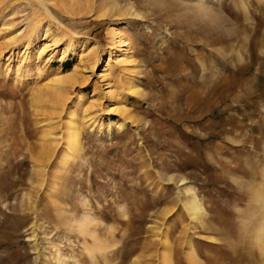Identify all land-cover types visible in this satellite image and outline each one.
Here are the masks:
<instances>
[{
	"label": "rangeland",
	"instance_id": "374dc122",
	"mask_svg": "<svg viewBox=\"0 0 264 264\" xmlns=\"http://www.w3.org/2000/svg\"><path fill=\"white\" fill-rule=\"evenodd\" d=\"M0 264H264V0H0Z\"/></svg>",
	"mask_w": 264,
	"mask_h": 264
},
{
	"label": "bare ground",
	"instance_id": "6f19581e",
	"mask_svg": "<svg viewBox=\"0 0 264 264\" xmlns=\"http://www.w3.org/2000/svg\"><path fill=\"white\" fill-rule=\"evenodd\" d=\"M42 3V2H41ZM43 5H44V3H42ZM45 6V5H44ZM46 7V6H45ZM46 10H47V13H48V15H51V13H50V11H49V9L46 7ZM105 11V10H104ZM112 35L114 36V39H116L115 37H116V33L114 32V31H112ZM119 39V41H117V42H115V43H117L118 45V47L120 48V50L119 51H122V48H124L126 45L124 44V41H122V39H120V37L118 38ZM119 53V52H118ZM124 53V52H123ZM120 56V55H119ZM117 57V56H116ZM97 59V58H96ZM61 81V80H60ZM60 81H57L58 83H60ZM69 142V141H68ZM78 134H75L72 138H71V140H70V149H71V147L72 146H75L74 148H78ZM75 143V144H74ZM80 147V146H79ZM198 210H200V207L198 206ZM194 219H198V215H195L194 216ZM196 263V262H195Z\"/></svg>",
	"mask_w": 264,
	"mask_h": 264
},
{
	"label": "trees",
	"instance_id": "16d2710c",
	"mask_svg": "<svg viewBox=\"0 0 264 264\" xmlns=\"http://www.w3.org/2000/svg\"><path fill=\"white\" fill-rule=\"evenodd\" d=\"M64 65H65L66 67H69V66H70V63L66 62Z\"/></svg>",
	"mask_w": 264,
	"mask_h": 264
}]
</instances>
